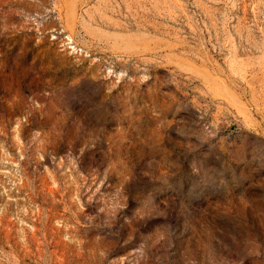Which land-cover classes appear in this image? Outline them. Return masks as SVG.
Listing matches in <instances>:
<instances>
[{
  "label": "rangeland",
  "instance_id": "374dc122",
  "mask_svg": "<svg viewBox=\"0 0 264 264\" xmlns=\"http://www.w3.org/2000/svg\"><path fill=\"white\" fill-rule=\"evenodd\" d=\"M0 264H264V0H0Z\"/></svg>",
  "mask_w": 264,
  "mask_h": 264
}]
</instances>
